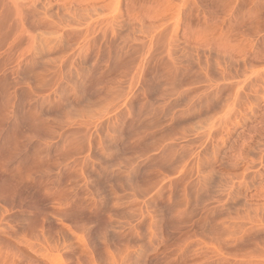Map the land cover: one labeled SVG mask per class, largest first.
<instances>
[{"label":"rangeland","instance_id":"1","mask_svg":"<svg viewBox=\"0 0 264 264\" xmlns=\"http://www.w3.org/2000/svg\"><path fill=\"white\" fill-rule=\"evenodd\" d=\"M0 264H264V0H0Z\"/></svg>","mask_w":264,"mask_h":264}]
</instances>
